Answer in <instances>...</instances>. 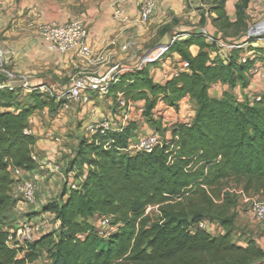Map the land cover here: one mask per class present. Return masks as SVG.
<instances>
[{
    "label": "trees",
    "instance_id": "obj_1",
    "mask_svg": "<svg viewBox=\"0 0 264 264\" xmlns=\"http://www.w3.org/2000/svg\"><path fill=\"white\" fill-rule=\"evenodd\" d=\"M247 7L248 0L236 6L235 28L246 25ZM211 11L222 30L231 26L225 0H217ZM183 34L170 45L169 53L187 62L190 73L161 84L145 67L121 75L110 95L123 93L127 100L144 102L142 117L159 134V121L152 112L160 99L176 110L182 101L195 103L194 119L173 126L168 138L161 136L163 145L151 153L129 150L140 137L130 121L112 125V134L83 139L78 153L80 189L64 190L60 200L43 204L42 213L54 218L57 229L36 235L27 249L8 246L9 231L4 229L19 203L12 197L13 168L29 176L37 169L32 157L36 140L23 132L36 110L54 106L50 102L55 101L32 92L28 98L34 105L25 107L23 95L0 90V264H34L45 257L49 264L264 261V249L257 241L243 246L232 238L240 199L236 191L264 196V92L251 100L236 99L232 92L219 98L209 94L211 85L219 83L233 90L248 88L256 78L249 71L257 62L264 66V49L249 48L260 57L245 63L244 50H233L227 61L202 32ZM192 46L198 48L196 55ZM69 169L77 171L76 164ZM231 184L236 188L231 190ZM98 215L113 217V234L107 237L96 231L90 221ZM205 220L218 222L225 234L197 229Z\"/></svg>",
    "mask_w": 264,
    "mask_h": 264
},
{
    "label": "crops",
    "instance_id": "obj_2",
    "mask_svg": "<svg viewBox=\"0 0 264 264\" xmlns=\"http://www.w3.org/2000/svg\"><path fill=\"white\" fill-rule=\"evenodd\" d=\"M216 1L217 0H156L155 12L149 23L143 27L145 29L143 30L144 35H146V33H151V37H154L157 31L165 28H171L170 32L179 29L182 33H196L204 28L209 35L215 38H221L232 43H244L245 37L243 36L245 33L242 32V34L238 36H233L231 34L232 30L235 29V23L237 21L236 6L240 4L242 0H225L226 16L231 24V26L225 30H222L220 24L214 21L216 14L212 12L211 9ZM246 15L252 22L257 21L261 15H264V0H248ZM37 16H40L41 20L44 22H57L60 24L67 23L74 18H82L88 27V42L90 48L98 54L104 53L110 56L109 61L104 66L96 69V67L90 66L81 59L75 52L66 55L52 53L44 38L33 28L28 26V21ZM176 20L180 21L179 28L177 29L173 27V23H175ZM201 20H203V24ZM138 24H140L138 11L133 5L128 7L127 16L123 22L115 20L110 0H0V49L4 53L7 68L17 74L30 77L32 83L35 85L47 84L53 92L61 93L68 88L70 79L74 75L84 73L104 75L115 65H122L124 61L132 59V56L127 52V46L124 47V45L127 43L128 35L132 32L135 33L134 28L138 29V35L141 34V27ZM170 32H168V34ZM167 36L166 33L164 39L161 40L152 51L158 47L169 44L171 39L168 40ZM251 46L252 47L249 46V48L260 47L264 49V39L253 42ZM249 48L244 50L241 54V58L244 56H248L250 59H257L260 57V53L258 54L254 49ZM190 51L193 55H196L198 53V48L192 46ZM166 56L173 57L176 64L169 65L168 62H164L161 69H155L153 72L149 70L154 81L157 83L163 84L166 81L163 75L171 74L175 66H179L184 62L178 54L168 53ZM238 89L240 90V88ZM236 90L237 89L232 90L228 85L219 83L215 88L209 91V94L213 98H219L222 97L225 92L231 93ZM241 91L244 97L240 100H251L255 95L264 92L258 77L252 78L249 87L242 88ZM23 96L28 98V94H23ZM92 98L94 105L98 101L106 99L96 94H92ZM135 104L138 107H144L145 103L137 102ZM28 105H34L33 101L29 98ZM189 106L191 110L188 112V118H185L184 107L188 108ZM44 108L49 109L48 116L40 117L39 111L42 109H39L29 117V119L33 121L31 128L33 137L36 140L34 155L42 163L52 160L63 151H67L65 149V145L67 144L66 141L58 134L72 131L71 121H84L82 128H85L86 125L91 122L90 116L80 112L79 109H74L70 113H60L57 105L50 106L48 104ZM195 110L196 105L191 101H182L176 110L167 106L160 99L152 114L156 121H161L162 114H164L162 124L164 128L168 129L165 136L168 138L170 136L169 130L173 126L191 123L195 117ZM52 111L54 112L53 115L57 112L58 118L55 120L50 118ZM110 113L109 111L106 112L111 122H114V119H116L122 125H125L122 118L123 115L115 116ZM173 113L179 120L173 121V119H170L172 122L168 123L166 115ZM120 114L122 113L120 112ZM158 115L161 118H158ZM98 119L102 118L99 117ZM144 120L146 119L144 118ZM144 120L139 113H137V120H131V117L129 120L136 122L135 125L138 132L141 131L142 133L141 137L148 136L156 131L155 127L150 124L148 125ZM73 130L74 134H76L75 128ZM48 133L59 136L63 144L57 146L51 143L46 138ZM41 170L44 171V168L38 166L32 175H36V172ZM257 242L264 249V237L257 239Z\"/></svg>",
    "mask_w": 264,
    "mask_h": 264
},
{
    "label": "built area",
    "instance_id": "obj_3",
    "mask_svg": "<svg viewBox=\"0 0 264 264\" xmlns=\"http://www.w3.org/2000/svg\"><path fill=\"white\" fill-rule=\"evenodd\" d=\"M113 8V17L119 22H123L127 16V9L130 5L135 6L138 11L139 23L146 25L153 16L156 9V0H110ZM28 26L38 32L41 37L48 43L49 50L54 54L66 55L69 53H77V55L87 62L90 66L97 67L104 66L108 61V55L101 53L98 54L93 51L89 46V31L86 22L82 18H74L73 20L60 24L57 22H44L40 16H37L28 21ZM211 43H214L218 52V55L224 60H229L233 50L242 49L244 43H232L221 38H215L209 35L206 29L200 30ZM255 37L257 40L264 39V19L258 22L249 31L248 39ZM176 38L170 42V44L163 45L155 49L152 53L145 56L137 67H125L121 64H117L112 67L104 75L93 74H78L71 78L68 88L61 92L55 93L47 84H34L30 77L17 74L7 68V62L4 58V53L0 49V90H9L11 92H21L22 94H30L32 92H38L44 97L54 99L55 103L59 107L60 113H70L74 109H79L80 112L90 116L91 122L85 127V131L89 137L105 136L115 132L112 128V122L109 118L98 119V113L95 110L92 94H96L102 98H108L110 96V90L112 86L119 82L120 76L125 73H133L137 70L143 69L149 65H154L161 62L162 59L169 53L170 45L174 43ZM251 41V40H250ZM154 53H158L154 56ZM249 57L244 56L241 58V62L245 63ZM182 73H190L189 64L182 62L179 66H175L171 74H164L165 80H171L177 78ZM249 75L258 77L264 89V66L257 64L249 71ZM6 78V81L2 79ZM217 84H213L210 90L215 88ZM117 100L119 102V111L123 115V121L126 124L134 111L141 116L145 112L144 107H138L130 100H127L123 93L117 94ZM260 100V96L257 97V101ZM49 109L44 108L39 111V115L48 116ZM32 120L29 119L27 127L24 129V134L32 136L33 131L31 128ZM118 131V130H117ZM46 138L57 146L63 144L62 139L59 136L48 133ZM161 135L158 132H153L148 136L138 138L132 142L129 150L151 153L157 147L163 145ZM33 159L37 165L41 168L49 169L52 172L58 171V167L54 166L52 160L42 163L33 154ZM13 177L16 182L12 187V192L21 196L22 200L29 204L35 205L37 201V185L29 178V175L25 174L19 168H13ZM83 182V178L77 175V171H70L66 176V183L70 186V190H79L80 184ZM240 196V203L248 208L252 214L254 220L264 227V199L262 200L259 195H247L243 191L236 192ZM96 219L101 220L102 227H110L113 217L112 216H96ZM112 232H115V228H111ZM197 229L210 232L212 235H223L225 230L219 225H215L214 222L205 220L197 225ZM216 229L217 232H216ZM51 232L50 230H47ZM45 225H32L27 222H22L15 232L11 234L9 232L7 245L12 248H28L27 246L34 241L36 235H42L45 232ZM107 236V235H106ZM84 236H80L83 238Z\"/></svg>",
    "mask_w": 264,
    "mask_h": 264
},
{
    "label": "rangeland",
    "instance_id": "obj_4",
    "mask_svg": "<svg viewBox=\"0 0 264 264\" xmlns=\"http://www.w3.org/2000/svg\"><path fill=\"white\" fill-rule=\"evenodd\" d=\"M262 19H264V15H261V17L255 21L252 22L249 18H247V23L245 26L243 25H238L235 29L232 30L231 34L233 36H238L240 34L245 33L243 37H245V41H244V48L243 50H246L247 48H249V46H251V44L253 42H257V38L255 37H250L251 39H248L247 37L249 36V31L251 28H253L258 22H260ZM179 20H176L175 23H173V27H175L176 29L179 28ZM149 23V22H148ZM201 23L203 24V20H201ZM141 27V34L138 35V29L134 28V32L135 33H130V35H128V40L127 43L124 45V47L127 46V52H129V54L132 56V59L130 60H126L122 63L123 66L125 67H137L141 61V59H143L145 56H147L148 54L152 53V49H154V47H156V45L164 39V37L166 36L167 33V39H171L170 42L172 41L173 38H177L179 35H182L183 33L180 32V30L178 29L177 31L173 30L171 31V28H165V29H160L159 31H157L156 35L154 37H151V33L148 34L146 33V35H144L143 30H145L143 27L144 25H140ZM152 32V31H151ZM168 32H170L168 34ZM137 33V34H136ZM175 33V34H173ZM188 34V33H186ZM184 35V34H183ZM187 36H183L182 39H185ZM150 38V39H149ZM251 40V41H250ZM129 44V45H128ZM170 44V43H169ZM257 48V47H255ZM162 62H158L154 65H149L147 66L148 70L150 71H154L155 69H161V66L163 65L164 62H168L169 65H174L176 64V61L173 59V57H164L162 59ZM257 64H262L261 62H257ZM100 66H98L97 68H99ZM78 75V74H77ZM74 75V76H77ZM82 75V74H80ZM73 76V77H74ZM72 77V78H73ZM71 81V79H70ZM240 88L239 86H237L235 89H237L235 92H232L231 94L236 98V99H243V94H242V88H240V90L238 89ZM233 90V89H232ZM19 95H23L21 92H18ZM17 93V94H18ZM23 98H21L22 101V106L27 107L28 106V98L22 96ZM20 100V99H19ZM50 104L56 106V104L51 101ZM119 102L117 100V93L110 95L108 98L106 99H102L100 101H98L97 103H95L94 107L96 112L98 113L97 118H108L109 116H107L106 112H111L110 114L115 115V116H120L122 114H120L119 112ZM184 116L185 118H188V112L191 110L190 106L188 108L184 107ZM137 111V109H136ZM134 111L131 115V120H137V112ZM178 112V111H176ZM53 111L50 114V118L51 119H57L58 115L57 112H55V114L53 115ZM67 116V115H66ZM163 116L164 114H162V118L158 115V118H161V121L158 122L159 124V132L160 135L162 136L163 139H165L166 136V132L168 129L164 128L162 121H163ZM40 117H44L42 115H40ZM68 117V116H67ZM167 118V122H172L175 120H179L178 117H176V115L173 114H167L166 115ZM144 120V118H143ZM185 120V119H184ZM145 123H148V125H152L151 122H148V120H144ZM84 121H71L72 123V131H68V133H63V134H58L60 137L64 138V140L66 141V145H65V149L67 150L66 152L63 151L61 152V154H59L57 157H54L52 159V163L54 166H57L59 169L56 172H52L49 169H45L44 171H37L36 175H31L29 176L30 179H32V181H34V183H36L37 185V201L35 205H29L27 203H25L15 192H12V197L19 199V203L17 205V207L14 209L13 211V215L11 217H8L5 225H4V229H8L9 232H11V234L13 232H15L17 230V228L20 226V224L22 222H27L30 223L32 225H45V231L50 230L51 232L55 231L57 229V224L54 220L53 217H50L46 214L42 213V206L43 204H45L46 202H50V201H57L60 200L64 190H66V192L70 191V186L67 185L66 183V176L67 173L69 172V168L71 167L72 164H76V168H77V175L81 176L82 172L80 169V158L78 157V153L80 150V145H81V141L83 139H87L88 135L85 131V128H82V124ZM131 124H136V122L134 121H130ZM166 123V124H168ZM113 124V128L114 127H118L120 125H122L119 121H117L116 119H114V122H112ZM165 124V125H166ZM76 130V134H74V129ZM137 136L136 137H141L142 133L141 131L136 132ZM52 143V142H51ZM231 190L236 188L235 184H231L228 186ZM236 192H239L236 191ZM259 197L263 200L264 196L259 195ZM236 213V218H235V227L233 229V234H232V238L233 241L235 243H238L239 245H243L245 246L250 240H255L257 241V239H260L262 237H264V227L262 225H260L259 223H257L252 214L250 213V211L248 210V208L246 206H244L243 204L240 203V199H239V205L237 207V209L235 210ZM91 224H93L96 227V231L101 234V235H107L110 236L111 234H113L112 229L113 226V220L111 223L110 227H102L101 226V220L94 218L93 220L90 221ZM215 225H218V222H214ZM116 229V227H114ZM218 229H216L217 232ZM258 243V242H257ZM263 245V244H262ZM264 246V245H263ZM48 258H42L41 260L37 261L34 264H49ZM256 264H264V261H260L257 262Z\"/></svg>",
    "mask_w": 264,
    "mask_h": 264
},
{
    "label": "water",
    "instance_id": "obj_5",
    "mask_svg": "<svg viewBox=\"0 0 264 264\" xmlns=\"http://www.w3.org/2000/svg\"><path fill=\"white\" fill-rule=\"evenodd\" d=\"M2 79H3L4 81H6V78L2 77Z\"/></svg>",
    "mask_w": 264,
    "mask_h": 264
},
{
    "label": "bare ground",
    "instance_id": "obj_6",
    "mask_svg": "<svg viewBox=\"0 0 264 264\" xmlns=\"http://www.w3.org/2000/svg\"><path fill=\"white\" fill-rule=\"evenodd\" d=\"M158 53H154V56L157 55Z\"/></svg>",
    "mask_w": 264,
    "mask_h": 264
}]
</instances>
